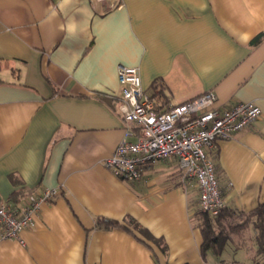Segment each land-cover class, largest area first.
I'll return each mask as SVG.
<instances>
[{"label":"crops","instance_id":"obj_1","mask_svg":"<svg viewBox=\"0 0 264 264\" xmlns=\"http://www.w3.org/2000/svg\"><path fill=\"white\" fill-rule=\"evenodd\" d=\"M113 3L0 0V204L21 187L61 189L23 244L0 242V264H221L222 254L201 256L199 191L176 161L146 166L134 182L104 166L129 131L120 67L139 68L159 110V91L169 106L210 91L221 105L255 103L261 118L208 154L229 209L264 205V0ZM128 216L165 249L94 228L96 217ZM234 221L243 222L227 215L220 225L227 233ZM239 229L262 264L252 220Z\"/></svg>","mask_w":264,"mask_h":264},{"label":"built area","instance_id":"obj_2","mask_svg":"<svg viewBox=\"0 0 264 264\" xmlns=\"http://www.w3.org/2000/svg\"><path fill=\"white\" fill-rule=\"evenodd\" d=\"M114 6L117 0H100ZM121 113L129 127L126 137L104 166L119 177L138 181L143 168L160 161H176L183 178L195 183L200 211L212 217L227 207L216 168L209 157L218 141L230 140L262 116L252 102L221 105L217 95L207 92L168 110H159L155 99L146 93L138 67H120ZM132 128L135 130H132ZM61 189H33L21 202L0 204V242L17 240L31 229L43 205L60 194Z\"/></svg>","mask_w":264,"mask_h":264},{"label":"trees","instance_id":"obj_3","mask_svg":"<svg viewBox=\"0 0 264 264\" xmlns=\"http://www.w3.org/2000/svg\"><path fill=\"white\" fill-rule=\"evenodd\" d=\"M263 39L262 35L257 36L253 40V45L257 46L261 43ZM154 96L158 97V100L162 102V107L165 110H168L171 106H169V99L164 95L162 91L154 93ZM32 193V189L21 187L14 191L10 198L9 202L19 203L25 197L29 196ZM237 218H241L243 222L241 224H237L232 226L231 228L235 229L236 227L247 224L250 220H252L256 234V245H257V255L264 261V205H259L256 209L249 213L232 211L228 207L222 210V212L216 216L212 217L208 214L200 211L199 207L194 213V218L197 222L198 227L201 230L203 242L201 245V256L203 260L206 262L207 256L210 254L221 255L225 249V245L228 241V234L225 232V229L222 227L221 218L226 217L227 215ZM95 229H113L120 228L126 230L133 235H135L140 241L141 240L136 232L143 234L149 241L161 245L163 249H165L161 240L152 236L146 229H144L138 221H136L133 217H126L123 221L109 219L106 217H96L95 219ZM264 264V262L262 263Z\"/></svg>","mask_w":264,"mask_h":264},{"label":"rangeland","instance_id":"obj_4","mask_svg":"<svg viewBox=\"0 0 264 264\" xmlns=\"http://www.w3.org/2000/svg\"><path fill=\"white\" fill-rule=\"evenodd\" d=\"M239 222H233L232 225H237ZM228 241L226 248L220 256L221 264H253L256 262L249 258L251 254V243L248 245L246 241V246L243 247L241 244L247 235L244 231L240 230L239 227H236L233 231H227ZM247 240V239H246ZM253 242L255 241L254 237L252 238ZM240 243V244H239Z\"/></svg>","mask_w":264,"mask_h":264}]
</instances>
